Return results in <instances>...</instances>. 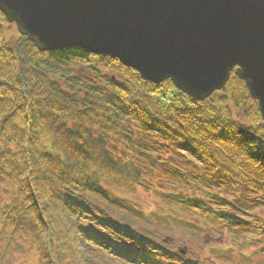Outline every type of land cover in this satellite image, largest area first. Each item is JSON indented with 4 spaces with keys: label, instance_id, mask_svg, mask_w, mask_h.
<instances>
[{
    "label": "trees",
    "instance_id": "obj_1",
    "mask_svg": "<svg viewBox=\"0 0 264 264\" xmlns=\"http://www.w3.org/2000/svg\"><path fill=\"white\" fill-rule=\"evenodd\" d=\"M3 25L0 12V177L10 186L1 221L8 237L30 239L35 264H201L133 224L146 216L124 190L149 191L164 209L191 216L166 213L165 225L233 244L258 235L247 216L264 210V124L243 81L232 73L222 90L194 101L170 80H141L80 48L40 52L21 35L8 46ZM181 150L201 165L197 176L178 172L187 194L154 182L175 176L170 157ZM210 252L230 257L219 245Z\"/></svg>",
    "mask_w": 264,
    "mask_h": 264
},
{
    "label": "water",
    "instance_id": "obj_2",
    "mask_svg": "<svg viewBox=\"0 0 264 264\" xmlns=\"http://www.w3.org/2000/svg\"><path fill=\"white\" fill-rule=\"evenodd\" d=\"M40 52L80 48L202 101L233 73L264 123V0H0Z\"/></svg>",
    "mask_w": 264,
    "mask_h": 264
},
{
    "label": "rangeland",
    "instance_id": "obj_3",
    "mask_svg": "<svg viewBox=\"0 0 264 264\" xmlns=\"http://www.w3.org/2000/svg\"><path fill=\"white\" fill-rule=\"evenodd\" d=\"M3 36L5 38L6 43L8 46H12L18 39V33L15 29L14 25H3L2 27ZM95 83V81H93ZM97 82V81H96ZM98 85L100 82H97ZM126 149V148H125ZM156 154L160 155L163 159H167L171 152L156 150ZM174 155V154H173ZM123 159V153L121 154ZM178 157V158H177ZM175 158L170 157L171 164L175 167L176 172L172 175L171 173H164L160 176H156L154 178V182H157L158 185L160 184H167L169 185L170 189H174L178 192L182 193H189L192 190L182 188L180 189V183L187 181L180 177L178 172L182 174L181 176H185L186 172H189L191 176H197L199 173V169H201V165L198 162H194V158L191 155L185 153L184 150H181L180 153L175 155ZM126 160V158H124ZM140 161V160H139ZM141 162V161H140ZM173 171V170H172ZM146 173H143L142 176H145ZM1 178V177H0ZM144 181H152L150 176H146ZM189 186H191L189 184ZM9 183L3 178L0 179V201L4 200L7 201L9 189ZM124 190V189H123ZM126 193L124 195L125 198L133 199L140 204V209L146 217H138L135 219V225L145 229L152 233V236L156 235L158 240H161L162 237H168V241L164 240L165 243L169 247L173 249L177 247L184 246L185 254H181L182 257H189L190 259L194 260L196 256L201 261V264H264V250H262L263 241L264 239V232L262 231L261 224L259 221L263 222L264 219V210L258 209L254 210L253 212L258 216L256 219H249L250 215L248 214L247 220L250 222V227L253 228V232L256 233L258 230V235H254V239L250 240L248 243L244 241L237 240L236 244L231 243L227 238L223 235H213L206 231V229L202 230H193L181 227L179 224H164L165 215L178 213L185 217H191L185 212L177 211V209L173 208V206L167 207L164 206L166 209L163 208L159 203L155 202L156 198L149 195L148 192L144 191H137L135 193H130L127 190H124ZM195 194L201 196V193L197 190H193ZM1 203H0V264H35L37 261L36 251L34 249L33 243L27 236L21 235H14L13 237L10 236V229L9 225H2V215H1ZM170 214V215H171ZM261 217V219H258ZM245 218V217H244ZM256 229V231H255ZM248 232L246 234H253ZM262 232V235L260 234ZM26 237V238H25ZM170 239V240H169ZM262 241V242H261ZM173 242V243H172ZM221 246L228 250L230 253V257L219 259L211 254L210 250L214 246ZM240 253L245 254L248 256V260H241L239 259ZM188 259V258H187Z\"/></svg>",
    "mask_w": 264,
    "mask_h": 264
}]
</instances>
